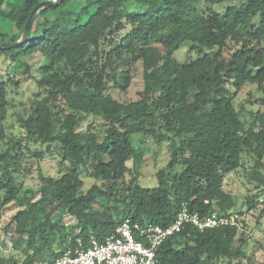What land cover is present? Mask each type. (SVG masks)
Here are the masks:
<instances>
[{
    "label": "trees",
    "instance_id": "16d2710c",
    "mask_svg": "<svg viewBox=\"0 0 264 264\" xmlns=\"http://www.w3.org/2000/svg\"><path fill=\"white\" fill-rule=\"evenodd\" d=\"M43 1L16 0L4 8L0 0V17L17 30L12 42ZM30 35L19 46L0 49L23 73L29 74L32 57L42 60L39 77L29 74L36 89L18 118L25 141L7 124L9 85L20 81L0 78V210L19 205L4 227L13 230L18 256L0 257V264H50L80 240L105 238L126 219L167 226L185 208L204 220L217 213L235 221L168 238L158 248L159 264L220 258L264 264L247 254L236 199L224 187L244 154L254 160L249 181L264 185V110L246 124L235 104L247 84L264 89V0H63L38 12ZM231 42L236 47L225 56ZM185 45L198 55L182 62L174 54ZM138 71L140 97L116 98L112 89L126 92ZM87 116L104 121L103 134L94 126L79 129ZM135 133L169 143L171 159L158 171L157 187L142 186L138 175L126 179L144 156ZM32 143L47 150L56 145L63 157L60 175L40 169L37 188L18 181ZM44 154L34 151L40 159ZM177 165L183 170L176 172ZM85 175L96 180L86 191ZM256 197H248L249 209L264 205ZM67 215L73 223H65Z\"/></svg>",
    "mask_w": 264,
    "mask_h": 264
},
{
    "label": "rangeland",
    "instance_id": "374dc122",
    "mask_svg": "<svg viewBox=\"0 0 264 264\" xmlns=\"http://www.w3.org/2000/svg\"><path fill=\"white\" fill-rule=\"evenodd\" d=\"M16 0H5L4 8H8L11 3ZM214 9L222 10L221 4H215ZM17 30L14 24L0 17V44L11 43L12 35L16 34ZM236 45L231 42L228 49L225 51V56L231 54ZM162 51H168L165 47L158 45ZM175 57L179 61H185L190 58L197 57V52H189L187 46H183L175 52ZM41 58L34 56L30 59L31 70L30 75L35 78L39 77L37 72V66L41 62ZM60 67H62L60 69ZM61 71H67L64 65H60ZM14 69V63H11V59L7 57L5 53L0 54V78L7 80L13 78L19 80L18 84L12 83L9 85V101L10 110L9 118L7 121L8 132L14 135L16 138L23 139L25 141V130L20 126L18 118L20 114L26 113V103L29 95L36 89V82L34 77H29V74L23 73V68ZM144 87V81L142 72L138 71L136 76L129 87L124 92L119 89H112V94L120 100H134L139 98V92ZM264 96V89H260L256 84H247L244 88L235 96V104L237 109L242 110V118L246 124H249L253 120V113L259 109L264 110V104L260 99ZM26 107V108H25ZM104 121L100 118L96 119L93 116L85 117L79 126L80 130L87 131L90 126L99 130L103 134ZM134 144L137 148L144 149V156L139 163L138 170H131L127 174L126 179H130L133 175L139 176V181L144 187H157L159 185L158 171L166 169L168 162L171 159V151L169 143L158 144L155 140L149 136H145L142 133H135L133 135ZM31 152L26 151L22 160V173L18 175V181L23 183L27 187L37 188L40 184L39 172L41 171L46 175L58 176L64 170V167L60 165L63 159L56 145H52L51 150H47L46 145L42 146L40 143L31 144ZM45 150L43 158L35 157V150ZM253 158L248 154H244L243 165L236 171L229 173L225 179V190L233 194L236 199V207L234 211L239 215L242 228L245 233L241 237L247 240L245 244V250L249 257L255 262L264 263V215L259 217L263 204H259L256 209H249L248 197L256 195V199L260 198L264 203V185H259L256 182L249 181L248 169L253 165ZM129 166H133V161L128 162ZM183 170L182 165H177L175 171ZM84 190L90 188L95 179L91 176H84ZM19 210V205L14 201L5 205L0 210V257L9 258L11 256H18L17 252L11 247V237L13 230L6 232L4 230L5 225L12 221L13 215ZM74 222V218L67 215L65 216V223L71 224ZM211 264H249L247 259H234L220 258Z\"/></svg>",
    "mask_w": 264,
    "mask_h": 264
},
{
    "label": "built area",
    "instance_id": "2783aa9c",
    "mask_svg": "<svg viewBox=\"0 0 264 264\" xmlns=\"http://www.w3.org/2000/svg\"><path fill=\"white\" fill-rule=\"evenodd\" d=\"M234 221V216L217 213L204 220L187 208L167 226L126 219L105 238L92 235L87 244L80 240L78 247L66 249L50 264H159L158 248L168 238L183 232L190 234L192 229L204 231Z\"/></svg>",
    "mask_w": 264,
    "mask_h": 264
},
{
    "label": "water",
    "instance_id": "95a60500",
    "mask_svg": "<svg viewBox=\"0 0 264 264\" xmlns=\"http://www.w3.org/2000/svg\"><path fill=\"white\" fill-rule=\"evenodd\" d=\"M63 0H45L38 4L31 12L29 19L24 27V31L22 33L21 38L16 41V42H11V43H5V44H0V49H8L11 47L19 46L20 44L27 42L30 37H31V28L33 25V22L35 20L36 15L38 12L44 8L50 7V6H57L59 5Z\"/></svg>",
    "mask_w": 264,
    "mask_h": 264
}]
</instances>
